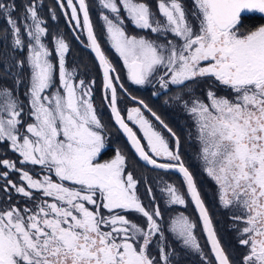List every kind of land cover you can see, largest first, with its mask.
<instances>
[{
  "label": "snow or ice",
  "instance_id": "1",
  "mask_svg": "<svg viewBox=\"0 0 264 264\" xmlns=\"http://www.w3.org/2000/svg\"><path fill=\"white\" fill-rule=\"evenodd\" d=\"M253 13L264 0H0V264H264Z\"/></svg>",
  "mask_w": 264,
  "mask_h": 264
},
{
  "label": "trees",
  "instance_id": "2",
  "mask_svg": "<svg viewBox=\"0 0 264 264\" xmlns=\"http://www.w3.org/2000/svg\"><path fill=\"white\" fill-rule=\"evenodd\" d=\"M18 2H19V0H18ZM46 2H47V0H46ZM91 2H92V0H90V3ZM249 15H250V20H249L250 24H254V25L259 26L261 23H264V18H261L257 14L253 13V14H249ZM93 20L97 23V31L99 33L100 27H99V22L97 21V18H96L95 11H93ZM60 24L62 27H65V30H67L66 26H64L63 19L60 20ZM69 38H70V36H69ZM71 44H72V51H71L69 58H68L69 63L72 64V63L82 62L81 71H83V65H87L88 69L91 72V75L97 80V83L99 84L101 82L102 77L98 71V68L93 67V65H94L93 55L88 50L84 49L75 40H71ZM109 55H110L111 59L113 60V62L117 65V67H120V61L115 56V54L109 52ZM150 91H151L150 88L134 90V94L145 98L146 100H148L151 103L153 100H156V99L154 97L150 96ZM96 103L98 105L100 104V91H99V89H97V92H96ZM162 103H163L162 100H160V101H158V103L154 104L153 106L157 107V108H161ZM161 110L165 112L166 119H168L173 124L174 127L178 128V130L182 134V139H183L184 115L181 112H179L178 110L164 109V108H161ZM102 111H103V115L105 116V118H107L109 116V113L107 112V110L102 109ZM115 139L118 142H124L125 141V139L122 135L116 136ZM184 149H185V146L183 144V153H184ZM171 178L173 180H179L178 175H174ZM204 182H205L204 191L208 197H211V188H212L211 183H210V181H207V180ZM209 203L211 204L210 199H209ZM189 213H190V215H195L194 210H193L191 205L189 206ZM225 239L227 240L228 237L225 236ZM191 264H195V258H193Z\"/></svg>",
  "mask_w": 264,
  "mask_h": 264
},
{
  "label": "flooded vegetation",
  "instance_id": "3",
  "mask_svg": "<svg viewBox=\"0 0 264 264\" xmlns=\"http://www.w3.org/2000/svg\"><path fill=\"white\" fill-rule=\"evenodd\" d=\"M255 14H257L261 18H264L259 13H255ZM187 123H189V121L184 116V134H183V139H185V143H184V146H185V149H184V158L193 167V169L196 170L197 167H198L197 161L195 159L196 152H197V145H196L195 142H189L186 139V135L185 134L188 132V128L186 127V124ZM200 181L202 182L201 183V186H202V188L204 190L205 189V187H204L205 186V182H204L205 180H204V178L203 177H200ZM187 212L189 214V208L187 209Z\"/></svg>",
  "mask_w": 264,
  "mask_h": 264
},
{
  "label": "water",
  "instance_id": "4",
  "mask_svg": "<svg viewBox=\"0 0 264 264\" xmlns=\"http://www.w3.org/2000/svg\"><path fill=\"white\" fill-rule=\"evenodd\" d=\"M261 15V14H260ZM262 16V15H261ZM262 17H264V16H262ZM93 55V54H92ZM125 139V138H124ZM178 175V174H177Z\"/></svg>",
  "mask_w": 264,
  "mask_h": 264
},
{
  "label": "rangeland",
  "instance_id": "5",
  "mask_svg": "<svg viewBox=\"0 0 264 264\" xmlns=\"http://www.w3.org/2000/svg\"><path fill=\"white\" fill-rule=\"evenodd\" d=\"M204 180L206 181V179L204 178ZM190 214V213H189Z\"/></svg>",
  "mask_w": 264,
  "mask_h": 264
}]
</instances>
